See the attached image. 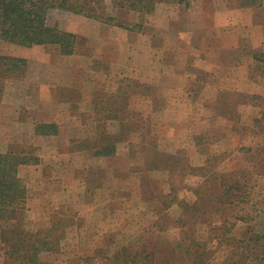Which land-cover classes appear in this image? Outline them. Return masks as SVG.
<instances>
[{"label":"rangeland","instance_id":"1","mask_svg":"<svg viewBox=\"0 0 264 264\" xmlns=\"http://www.w3.org/2000/svg\"><path fill=\"white\" fill-rule=\"evenodd\" d=\"M255 1L95 0L103 19L48 11L49 25L76 35L74 55L108 36L137 43L126 64L88 56L72 70L57 45L0 38V69L4 56L26 60L22 73L0 74V105L25 116L41 90L69 113L51 134L31 122L8 130L7 150L38 159L18 176L41 203L0 221V264H264V0ZM9 237L24 248L10 255Z\"/></svg>","mask_w":264,"mask_h":264},{"label":"trees","instance_id":"2","mask_svg":"<svg viewBox=\"0 0 264 264\" xmlns=\"http://www.w3.org/2000/svg\"><path fill=\"white\" fill-rule=\"evenodd\" d=\"M256 2L257 0L253 4ZM93 3L95 0H0V38L8 43L26 47L57 45L60 54H72L76 44V35L73 32L62 30L56 25H49L47 22L48 11L59 8L89 18H101L95 12V9H98L97 6L100 9L101 6L94 7L91 5ZM2 59L7 61L10 66L0 69V74L22 73L26 64V60L23 58L4 56ZM56 129V125L52 123L35 125L38 135L51 134L56 132ZM37 161V157L26 153H17L11 150L0 152V221L13 219L15 222H19L22 220L27 190L25 183L18 176V167ZM9 239L11 242L15 239V242L9 245L8 253L10 255L18 246L24 248L21 238H19L20 243H17V238L9 237ZM5 241H8V238H5ZM36 242L25 244L26 249H28L27 245H30L32 249V253L27 256L28 259H36V253L39 250L34 245Z\"/></svg>","mask_w":264,"mask_h":264},{"label":"crops","instance_id":"3","mask_svg":"<svg viewBox=\"0 0 264 264\" xmlns=\"http://www.w3.org/2000/svg\"><path fill=\"white\" fill-rule=\"evenodd\" d=\"M200 13L202 14L203 12L199 11V15H200ZM229 15H232V12H229ZM229 18H230V16H229ZM160 26L164 27L162 24ZM236 28H237L236 29L237 30L236 31L237 36L235 38L231 37V40H229V41L233 40V42H227L225 44V47L227 45V47L232 48V47H235V45L237 44L238 38L241 36L242 32L240 31V27L237 26ZM166 37H167V32L164 35V38H166ZM229 37H230V35H229ZM136 38H137V40H140L142 42H145L148 40L147 35H145L144 33L138 34ZM99 41H100L99 44L95 45L96 47L94 46L95 48L93 50H91V48L89 47V50L86 51L85 55H83L81 53V55H74V54H72V55H61L60 57L63 58V60L67 62L66 65L68 67L70 66V68L73 70V69L80 67V66H82L84 68V66L87 65V61L89 59L88 56L91 58L98 59V60L100 59L101 61L107 60L111 64H118V63H122V64L125 63L126 64L127 60H125V59L126 58L128 59V55L130 56V60H131L134 58L135 54L139 53V50H140L138 48L137 43L135 44V43H132L130 41L127 42L124 40H119V39L113 38L111 36H108V39L107 38L101 39ZM154 50L157 51L156 49H154ZM154 53H156V52H154ZM126 55H127V57H126ZM124 56L126 57L125 59L122 58ZM202 57L203 56H201V58ZM201 58L198 59L199 61L196 58H194L195 65H198L200 67L202 66V68H205L206 70H210L212 67L215 66L214 63L210 64L208 66L207 64H205V61H201L202 60ZM75 59L77 60V63L75 62ZM153 59L157 60L158 66L162 65V60L159 57L155 56V57H153ZM145 62H146V65H144V66L148 70L151 67L153 68V66H149V64H148L149 62L151 63L150 59L145 60ZM237 70L241 71V73H242L238 77L239 80L245 81V79H246L244 76V70L245 69L243 67H237ZM181 77H184V76H181ZM38 78L40 79L41 76H38ZM53 98L54 97L52 96V94H41V90H40V92L36 96H34L33 98L30 97L31 101L29 103H31L32 106L29 108V110L27 109V110L23 111L25 116L21 115V113H20L21 110L19 107H16V106L7 107L4 104L0 105V147H2V148H0L1 153L8 151L6 148L11 144L9 141V138L13 137L15 135L14 133L11 134L8 131V130H10V128H12L11 130H13V124L18 123L17 125H19L20 123L21 124H24V123L27 124V123L31 122L32 127L35 128V125H37V124H50V123H52V124H55L57 126L58 131H60L63 128V126L61 125V122L63 123L64 117H68L69 113H68V110L63 105H58L57 101ZM58 106H62V107L59 108ZM25 111H27V112H25ZM59 112L62 115V120L57 118L59 115ZM5 137H6V139H5ZM41 175L46 176V175H43V170H42ZM30 198H32V197H26V200H27V205H29L31 208L35 204H37V200H39V202L41 203L40 199H38L41 197H39L38 195L32 199H30ZM37 205L39 206V204H37ZM41 207H43V205ZM25 214H26V209L23 212L24 217H25Z\"/></svg>","mask_w":264,"mask_h":264}]
</instances>
